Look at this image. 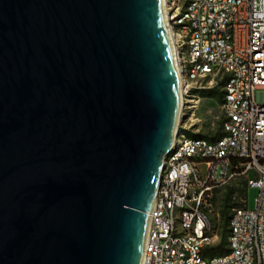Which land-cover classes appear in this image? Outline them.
Segmentation results:
<instances>
[{"label":"water","instance_id":"water-1","mask_svg":"<svg viewBox=\"0 0 264 264\" xmlns=\"http://www.w3.org/2000/svg\"><path fill=\"white\" fill-rule=\"evenodd\" d=\"M175 73L162 0H0V264H139Z\"/></svg>","mask_w":264,"mask_h":264},{"label":"built area","instance_id":"built-area-1","mask_svg":"<svg viewBox=\"0 0 264 264\" xmlns=\"http://www.w3.org/2000/svg\"><path fill=\"white\" fill-rule=\"evenodd\" d=\"M182 114L222 92L221 136L198 137L178 119L145 232L143 264H264V0H165ZM174 62V63H175ZM195 137H185V134ZM258 195L233 209L224 255L204 257L218 234L215 192L237 179Z\"/></svg>","mask_w":264,"mask_h":264},{"label":"rangeland","instance_id":"rangeland-1","mask_svg":"<svg viewBox=\"0 0 264 264\" xmlns=\"http://www.w3.org/2000/svg\"><path fill=\"white\" fill-rule=\"evenodd\" d=\"M184 0H180V4ZM185 116L182 119V122L185 121V128L197 135H210L216 132L218 122L221 118L220 103L215 101L213 98L205 96L200 101L199 105L194 111H187ZM185 137H195L194 135L185 134ZM244 180L237 179L231 184L221 187L216 191L214 204L211 206L210 211L208 212V217L212 223V227L215 232L219 233L221 228V219L220 212L222 210V203L225 194L229 191H233V196L228 203L237 204L242 207V199L238 196V192L244 188ZM258 195V190L256 188L247 187L244 193V201L247 210H253L255 207L256 198ZM237 209V208H235ZM233 209L228 210V213L231 214ZM219 239V238H218ZM218 242V240H216Z\"/></svg>","mask_w":264,"mask_h":264},{"label":"trees","instance_id":"trees-1","mask_svg":"<svg viewBox=\"0 0 264 264\" xmlns=\"http://www.w3.org/2000/svg\"><path fill=\"white\" fill-rule=\"evenodd\" d=\"M207 97L213 98L215 101L221 104L222 102V92H220L219 89H213L207 92ZM190 134V133H189ZM192 135V134H190ZM198 137L204 138L208 141H214L215 139L219 138L221 136V120L218 122V126L216 129V132L214 134L210 135H197ZM244 188L241 189L238 193V196L240 199L244 200V193L247 188L246 182H243ZM215 195L214 194L213 200H212V205L214 204L215 201ZM233 196V191L229 190L223 199L222 203V210L220 212V219H221V228L218 234V242L215 244L208 246L204 249L203 256L204 257H213V256H220L224 255L228 252L227 250V237H228V230H227V225H228V220L230 218V214L228 213V210L230 209H235L239 208L237 204H231L228 203L231 197ZM241 208V207H240Z\"/></svg>","mask_w":264,"mask_h":264},{"label":"bare ground","instance_id":"bare-ground-1","mask_svg":"<svg viewBox=\"0 0 264 264\" xmlns=\"http://www.w3.org/2000/svg\"><path fill=\"white\" fill-rule=\"evenodd\" d=\"M162 6H163V14H164V25H165V29H166V33H167V36H168L170 45L172 47L173 46L172 44H173L174 40H173L172 32L170 30V25H169V23L167 21V20H169V17H168L167 3H166L165 0H162ZM175 60H176V57L174 58V62H175ZM175 64H176V62H175ZM175 74H176L175 77H176L177 88H179L180 82H179V80L177 78V71H176ZM179 102L182 104V106H181V110H182L181 113L183 114L185 112V110H187V109L184 108L185 107L184 106L185 99H183L181 97L179 99ZM178 119H180V120L183 119L182 115H181V117L179 116ZM176 141H177V139L175 138V134H174V137L172 139V146L176 143ZM147 223H148V216H147V219H146V225H147ZM139 264H143V251H141V255H140V259H139Z\"/></svg>","mask_w":264,"mask_h":264}]
</instances>
